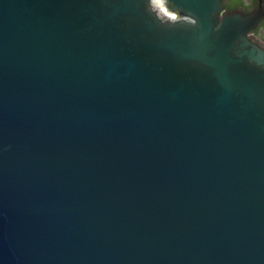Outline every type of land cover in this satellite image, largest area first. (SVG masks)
Listing matches in <instances>:
<instances>
[{
  "label": "water",
  "instance_id": "water-1",
  "mask_svg": "<svg viewBox=\"0 0 264 264\" xmlns=\"http://www.w3.org/2000/svg\"><path fill=\"white\" fill-rule=\"evenodd\" d=\"M258 18L0 0V264H264Z\"/></svg>",
  "mask_w": 264,
  "mask_h": 264
},
{
  "label": "flooded vegetation",
  "instance_id": "flooded-vegetation-1",
  "mask_svg": "<svg viewBox=\"0 0 264 264\" xmlns=\"http://www.w3.org/2000/svg\"><path fill=\"white\" fill-rule=\"evenodd\" d=\"M222 5L225 12L256 14L259 17L258 22L250 35L264 46V0H222Z\"/></svg>",
  "mask_w": 264,
  "mask_h": 264
},
{
  "label": "snow or ice",
  "instance_id": "snow-or-ice-1",
  "mask_svg": "<svg viewBox=\"0 0 264 264\" xmlns=\"http://www.w3.org/2000/svg\"><path fill=\"white\" fill-rule=\"evenodd\" d=\"M157 4H162V0H155Z\"/></svg>",
  "mask_w": 264,
  "mask_h": 264
}]
</instances>
